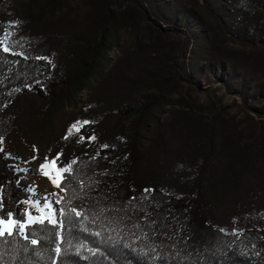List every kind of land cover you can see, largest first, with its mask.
Returning a JSON list of instances; mask_svg holds the SVG:
<instances>
[{
  "label": "trees",
  "instance_id": "1",
  "mask_svg": "<svg viewBox=\"0 0 264 264\" xmlns=\"http://www.w3.org/2000/svg\"><path fill=\"white\" fill-rule=\"evenodd\" d=\"M67 1L5 0L0 5V198L5 213L17 212L32 198L3 150L6 133L48 99L62 103L61 84L72 96L84 89L87 80L102 73L109 52L120 46L123 29L136 33L148 20L151 39L125 49L85 105L100 115L90 116L80 134L112 140L107 148L77 153L70 161V175L65 172L59 186L68 185L58 204L64 228L45 220L29 229V239L0 238V264H60L65 257L63 264H264V185L259 186L263 193L248 187L246 196L235 192L227 198L229 187L238 183L244 189L242 176L247 180L258 170L254 147L241 142L237 122L219 120L217 112L194 114L184 98L187 112L176 111L163 124L154 119V113L174 103L173 88L181 81L194 84L186 59L204 60L212 73L226 68L230 91L245 101L247 92L264 100V18L246 24L240 15L231 20L238 0H88L85 12H59ZM252 5L264 9L260 0ZM5 45L9 52L3 51ZM103 86L107 97L99 92ZM151 89L157 98L144 93L146 105L123 99L118 111L115 96L130 100ZM115 109L133 118L131 135L121 128L120 118L111 119ZM258 112L264 117V106ZM104 117L113 123L110 127L101 124ZM151 121L156 129L147 136ZM57 147L72 149L67 138ZM162 157L165 164L152 160ZM56 161L61 163V157ZM144 163L151 165L150 173L143 171ZM144 189L155 191L145 194ZM130 197L136 199L129 204ZM226 199L227 224L212 212Z\"/></svg>",
  "mask_w": 264,
  "mask_h": 264
},
{
  "label": "rangeland",
  "instance_id": "2",
  "mask_svg": "<svg viewBox=\"0 0 264 264\" xmlns=\"http://www.w3.org/2000/svg\"><path fill=\"white\" fill-rule=\"evenodd\" d=\"M4 1L5 0H0V5ZM87 1L88 0H68L59 8V12L66 10L85 12L87 10ZM252 1L253 0H238L237 6L239 10L237 13L230 11L232 12L230 19L235 20L240 15V20H244L246 24L248 21L264 18V12H261L264 9L253 5L249 6ZM260 1L264 2V0ZM147 22L148 20H142L136 33L129 29H123L121 31L120 46L109 52L108 59L103 63L102 73H95L93 77L87 80L84 89L77 91L72 96L67 86L61 84L57 92L59 96L63 95L62 103H54V100L48 99L41 109L29 111L26 116L21 119L20 123L6 133L3 138V150L8 156L12 168L19 172L21 184L32 194L31 201L23 202L19 209H32L31 214L34 216L42 215L50 219H55L58 222L60 221V208L58 204H54L51 209L41 212L40 206H37L36 201H40L42 206L45 193H57L58 195L55 199L61 196L62 190L60 187L54 186L53 181H57L60 184L65 172L59 171L56 165H60L62 168H68L70 161L75 158L74 155L77 153L96 152L101 149L103 145H108L110 139L112 140L111 137L109 139L99 134L93 135L95 139L89 140L80 134L81 128L86 125L83 123L84 121L90 122V116L100 115L99 112L90 113L84 108L93 92L98 90L97 88L99 85L104 82L106 73L123 56V51L133 47L138 41H142L143 44H148L150 42L151 34L147 28ZM186 35H188V33H186ZM229 45L232 48H242L241 45L233 42H230ZM193 63L197 65V70L195 72L191 70ZM193 63H191V59H186L189 72H191L192 76L196 77L195 79L193 78L194 84L191 85L188 82L181 81L176 88H173L174 93L172 98L174 99V103L170 106H166L162 112L158 111L154 113V119L159 118L160 123L163 124L169 121L176 111H186L181 103V98H184L185 101L193 107L194 110H192L194 114L200 112L213 114L217 112L221 114L217 115L219 116L217 117L219 120L226 118V120L232 122V119H234L239 126L238 129L241 133V142L246 144L249 143L251 144L250 146L254 147L256 167L258 170L255 172L254 176H251L247 180L245 176H242L243 184H241L242 186L246 185L244 189L241 190L238 183L235 186L229 187L227 198H234L235 196H232V194L235 192L237 194L236 196H239V192L240 196H246L248 194L246 193L248 187L254 189L255 193H261L262 190H260L259 186L264 185V117L260 116L258 110L264 106V100H260L262 99L260 96L256 98L249 97V92H247L246 95L248 99L245 101L239 94L230 91L225 83L228 74L226 68L219 69L218 72L212 73L208 71V67L205 65L204 60ZM201 66L203 69L199 71ZM197 75H199V77H197ZM234 84L236 85L237 83ZM99 92L107 97L108 89L103 86V89H100ZM144 93L153 95L154 98H157L159 94L155 89H151L150 91L142 90L136 92L134 98L130 100H127L126 97L115 96V103L119 106L124 99V102L130 101L132 104L141 102V104L144 105ZM177 103L180 104L178 105ZM118 111H122L120 106L118 107ZM115 112L116 109L110 114L111 119L117 120L120 118L122 122L120 124L121 128L125 131V134L131 135L134 131L133 118H124L122 114L119 115V112ZM251 117L253 121L249 119ZM103 123L109 126L112 122L104 117L101 118V124ZM74 124L75 127H72ZM154 124L155 123L152 121L147 124L145 128L147 136L153 135L156 129ZM111 127H113V130L116 128L115 124ZM162 132H164V130ZM61 138H67L69 140L72 147L71 150L57 147ZM58 153H62L60 156L62 162L59 163L55 161V163H53V158L56 157ZM153 154L154 156L159 155L157 151H154ZM45 157L48 158L47 162L45 161ZM151 158H153V156H151ZM158 159L160 158L152 160L158 163H166L165 157H162L161 161H158ZM41 164H45L46 166L41 168ZM153 167L155 168L156 166L153 165ZM149 168H151L150 164H143V171L146 173H150ZM222 198H226V196L222 194ZM212 212L222 223L227 224V218L230 217L228 199H226L225 203L220 207L212 206ZM45 220L49 221V219Z\"/></svg>",
  "mask_w": 264,
  "mask_h": 264
},
{
  "label": "snow or ice",
  "instance_id": "3",
  "mask_svg": "<svg viewBox=\"0 0 264 264\" xmlns=\"http://www.w3.org/2000/svg\"><path fill=\"white\" fill-rule=\"evenodd\" d=\"M19 21H15V22H10V26H15L16 24H18ZM4 41L0 40V44H3ZM11 49L8 46H4L3 47V51L5 52H9ZM20 55H23V53H20ZM37 59H48L47 57L41 58V57H37ZM84 124L89 123V121H84ZM75 127V124L72 126ZM83 139V138H82ZM89 140L95 139V136H90L88 137ZM104 148H107L108 145H103ZM62 155V153H58L56 157L53 158V163H55L56 160L59 159V157ZM35 159V157H34ZM79 159V158H77ZM48 158L45 157V161L47 162ZM77 161H72V164H75ZM46 165L45 164H41L40 167L44 168ZM57 169L61 172H69L70 175V170L69 168H62L60 165H56ZM54 186L59 187L60 184L57 181H53ZM81 186H83V182L81 181ZM62 191H67L68 190V185H64V187L61 189ZM154 189H144V193H150V192H154ZM57 193L53 192V193H45V198L44 201L42 202V206H41V202L40 201H36L37 206H40V210L41 212L46 211L47 209H51L52 206L54 204H59L61 202V200H63V197H60L59 199H55V197H57ZM135 197H130L129 198V204L131 203V201L135 200ZM18 204L21 203L20 201L17 202ZM72 212L75 213V215L77 217L80 216V212L77 211L75 208L72 209ZM32 213V209H19L17 212H11V211H7L5 213L4 211V201L2 198H0V238L3 237H13L15 235H20L23 236L24 239H29L30 235H31V231H29L30 228H34L36 225H42L45 221V219H49V222L58 227L59 229H63L64 225H65V220L61 219L59 221V224H57V221L55 219H50L46 216H42V215H38V216H34L31 214ZM54 216V213H53ZM129 219H131V217H129ZM142 219H147V214H145ZM69 223H71V221H68ZM151 223H156L154 220L151 221ZM136 227H139V224L134 225ZM221 231H223V229H221ZM234 231H238V230H234ZM98 235V233H97ZM3 243L7 244L10 243L11 241L9 239H4L2 241ZM31 244L35 245L38 243V240L36 239H31ZM54 252L56 254H60L61 253V248L59 246H56L54 248ZM66 258V257H65ZM65 258H60V264H63V261Z\"/></svg>",
  "mask_w": 264,
  "mask_h": 264
}]
</instances>
